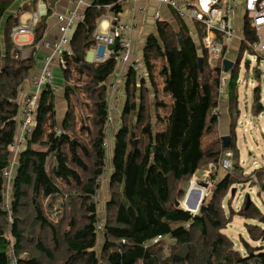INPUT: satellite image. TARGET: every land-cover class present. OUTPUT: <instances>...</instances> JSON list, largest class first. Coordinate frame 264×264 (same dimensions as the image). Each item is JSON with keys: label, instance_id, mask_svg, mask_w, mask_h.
<instances>
[{"label": "trees", "instance_id": "1", "mask_svg": "<svg viewBox=\"0 0 264 264\" xmlns=\"http://www.w3.org/2000/svg\"><path fill=\"white\" fill-rule=\"evenodd\" d=\"M121 1L93 0L86 8L70 41L72 59L62 71L64 78H73L76 83L66 86L68 103L70 97L78 96L85 101L86 115L77 133L87 144L71 137V114L59 124L55 93L46 86L39 97L34 130L18 153L12 149L20 119L19 91L28 84L35 45L43 40L45 22L42 19L36 25L31 51L22 59L16 58L21 51L10 37L19 21L7 17L0 43V264H264V229L260 226L264 215L257 206L246 208L244 203L236 216L256 221L245 225L250 240L260 242L259 246L242 241V255L223 233L234 214L226 216L221 203L228 189L239 183L232 174L241 172L235 134L240 117L236 79L246 46L242 44L236 57L238 64L228 76L232 125L230 141L224 147L216 135L214 113L222 69L207 67L206 52L202 48L200 52L181 21L178 33L168 24L156 22V35L148 38L143 52L148 80L154 88L161 78L160 93L167 98V102L156 101V108L165 113L157 118V123L163 124L162 130L155 131L149 121L143 123L140 84L142 88L144 80L128 71L122 118L135 110V121L145 141L137 146L133 141L135 132L126 127L125 121L114 133L109 177L113 199L107 204L109 212L102 229L97 230L99 217L94 199L105 169L104 129L109 119L106 82L117 62L116 54L92 64L85 58L94 48L98 20L109 11L113 22H118ZM14 2L0 0V26ZM32 10L34 4L29 3L19 12ZM195 23L200 27L201 43L204 31ZM244 23L243 38L252 42L253 30L246 20ZM198 58L203 60L201 70ZM133 97L138 98L137 104L132 102ZM258 97L256 88V102ZM260 110L255 106L253 115ZM226 152L233 153L234 173L227 174L214 195L203 201V211L192 215L182 210L180 203L190 178L203 164L217 162ZM12 159L15 164L7 200L3 172ZM261 189L264 192V181ZM51 205L58 217L61 215L58 225L46 216ZM99 234L103 247L96 252Z\"/></svg>", "mask_w": 264, "mask_h": 264}, {"label": "built area", "instance_id": "2", "mask_svg": "<svg viewBox=\"0 0 264 264\" xmlns=\"http://www.w3.org/2000/svg\"><path fill=\"white\" fill-rule=\"evenodd\" d=\"M73 8L67 10L65 13L55 15L57 22V30L59 37L53 42L41 40L40 48L46 52L43 57V65L38 73H31L28 78L27 89L23 87L19 91V96L22 97L19 110V122L17 135L12 144V149L15 153L21 150L26 137L30 136L34 130L35 115L39 102V97L42 90L46 86H50L54 93L57 90L53 87V68L58 67L60 71L67 68V62L72 59L73 53L70 48V34L74 32L78 23L83 19L84 14L79 11L80 7L88 8L92 1L89 0H71ZM159 5L171 8L174 14L180 19H189L201 25L204 36L200 45V50L206 52L207 64L210 69H222V62L226 59L231 48V43L234 41L244 44L246 49L255 55L257 58L264 59V0H243L242 8L245 14V20L248 22L250 28L254 33V40L252 42L244 40L238 36L236 29L231 25V16L238 8L237 0H182L177 3L174 0H152ZM21 6L29 4V0H20ZM109 7H107L108 9ZM49 5L46 0L36 5L35 9L30 12V19L23 24L18 23L11 29L10 37L14 40L19 35L33 34L36 25L42 20L47 13ZM159 18V12L155 14ZM108 31L104 34L94 32L93 39L95 41L93 52V62L99 63L114 56L116 62L119 64L129 65V69L136 74L137 79H142L143 75L140 72L139 64L131 61V43L127 35L132 30V24L121 23L120 21L114 23V18ZM116 48V49H115ZM202 48V49H201ZM21 51V50H20ZM240 53V49L238 54ZM29 54L20 52L22 59L27 58ZM237 57V56H236ZM235 57V60H236ZM229 76V75H226ZM224 78L221 71V79ZM120 82L126 83V76H120ZM223 84V82H221ZM110 88L117 94L120 89L115 84H111ZM222 87H219V96L222 94ZM108 112L110 107L108 104ZM109 118L104 129L105 136L110 132L109 125L111 124ZM104 149L107 147L106 139L103 143ZM15 160H11L8 167L3 172V178L9 182L11 180L14 169ZM209 166L206 175L204 176L203 184L206 191L211 186V175L213 169ZM218 167L226 173H229L232 168L231 153L226 152L218 161ZM212 169V170H211ZM105 172V169L103 173ZM103 175V174H102ZM101 180V178H100ZM100 180L98 184H100ZM205 191V192H206ZM98 192V190H97ZM203 196V193H202ZM97 198V193L95 199ZM201 200L199 201V203ZM8 208V206H6ZM188 210L187 208H183ZM197 210V209H196ZM192 211V215L195 214ZM100 229V222L97 224V230Z\"/></svg>", "mask_w": 264, "mask_h": 264}, {"label": "rangeland", "instance_id": "3", "mask_svg": "<svg viewBox=\"0 0 264 264\" xmlns=\"http://www.w3.org/2000/svg\"><path fill=\"white\" fill-rule=\"evenodd\" d=\"M28 18L29 16H26V14H24L21 20H19V23L23 24L24 21L25 20L27 21ZM21 41L22 38H19V42ZM196 44H197V48L200 50V46H198L199 45L198 41H196ZM236 45H237V41H234L233 43H231L230 48L231 49L235 48L237 50ZM229 55L230 52L227 55L226 59L224 60H230L233 62L234 59L231 58H233L234 56L232 55L231 58H229ZM247 62H249L248 66H247ZM159 66L160 65L158 64V67ZM207 67L209 68L208 64ZM237 67H238V72L236 79V93L238 95V109L240 111V117L238 120V125L236 127V143L240 154L239 164L241 166V172L240 171L236 173L233 172V168H234L233 153L230 152L232 168L229 173L225 172V175L227 174L231 175L233 172L234 174H232V177L237 178L239 180L238 181L239 183L231 186L228 189L221 203V208L226 216H230L234 214L233 216H231V220L223 230V233L233 242L234 249L238 250L239 253L244 255L245 250L243 249L242 241H247L250 246L260 245V242H253L250 240L249 235L246 231L245 223H254V224L257 223L256 221L254 222L250 220L240 219L238 216H236V214L242 208L243 204L249 201L250 204L257 206L261 211V213L264 215V192L261 189V183L264 181V59L257 58L255 55L250 53L245 48L241 54V60ZM228 80H229L228 76H224V78L221 79V82H223V84H221L220 82V85L222 87L223 93L227 88ZM67 83L71 84L72 86L73 85L75 86L76 84L73 78L68 80ZM53 84L56 86L55 82ZM256 88L259 89L258 102H256L254 98V90ZM61 92L62 90H59V94H61ZM60 96L61 95H58V97ZM19 97L22 100V97L21 96ZM141 99L144 107L143 123L145 124V122L147 121L152 123L154 120V116L151 115L148 111L149 107H151L149 98L142 96ZM137 100H138L137 97H133L132 102H134L135 104ZM20 102L21 101L19 100V103ZM123 102L124 99L121 98L117 110L116 108H113L111 101L109 102V107H110L109 118L112 121L115 119L117 122H120V126L121 124H123V121H125L126 127L135 132L133 141H135L136 145L140 147V144L144 142L145 139L140 135V125H137L138 123H136L135 121L136 120L135 110L132 111L129 115H126V117L123 119L122 117L124 112L123 113L121 112L122 106L124 105ZM259 102L262 105V107L260 108L261 110L258 115L254 116L252 110ZM154 103H156L155 100ZM84 104L85 101H83L82 97L80 96H78V99H76V97L72 99L70 104H65L64 101L60 102L57 98V106H59V110L61 109L62 112L65 113L66 115L71 114L73 116L72 120L75 124L76 129L73 128L74 130L71 131V137L75 138L81 144H87L86 141L84 140V137L79 136L77 133L82 123V120L86 115V112L85 114H83ZM81 105H83V107ZM114 112H116V114ZM60 113L61 111H58V115ZM116 130L117 128L112 129L111 132H109L105 138L107 142V147L105 148V172L101 176V180L97 192V198L94 199L97 204V213L100 222L99 230L102 229L103 224L108 216L109 209L107 204L110 205V202L113 199V197L111 196L109 177L112 171L111 159H112V152L114 145V133ZM219 160H217V162L215 161L214 163L212 162L208 164V166H211L210 168L216 171L221 170L218 167ZM211 181H212L211 186L205 192V195H203L204 199L206 200H209L210 197L213 196L216 191L217 184L213 182L212 176H211ZM9 186H10L9 183L5 181V195L7 200L10 196ZM180 207L186 208V205L184 204L183 200L180 203ZM47 210H48L46 212L47 218L53 224L58 225V223L60 222L61 215L58 217L57 209H55L54 206L51 205V207L48 208ZM198 213H199V208L196 210L195 214ZM79 215L80 213L78 212L76 214L77 219L79 218ZM64 223L65 222H63L62 227ZM260 226L261 228L264 229V224H260ZM102 247H103L102 238H101V234H99L98 242L95 249L96 252H100ZM12 264H15V262H13Z\"/></svg>", "mask_w": 264, "mask_h": 264}, {"label": "crops", "instance_id": "4", "mask_svg": "<svg viewBox=\"0 0 264 264\" xmlns=\"http://www.w3.org/2000/svg\"><path fill=\"white\" fill-rule=\"evenodd\" d=\"M29 1H30L29 3L34 4V9H35L39 1L41 3L43 0H29ZM89 1H93V0H89ZM174 1H176L177 3L182 2V0H174ZM237 2H238V8L233 12L231 16V25L236 29L238 36L243 38V31H244V24H245L244 23L245 14L242 8L243 0H237ZM20 3H21L20 0H15L13 6L6 14V18L1 23V26H0V43L1 44L3 43V31H4V25L7 20V17L12 16L14 18H17L19 21L24 16V14H26V16H29L27 20L30 19L29 14L31 11L19 12V10L22 8ZM46 3L49 5V9L47 13L44 15V17L42 18L45 22L43 40L53 42L57 40L59 37L55 15L65 13L67 10H71L74 6L71 0H46ZM121 6H122V11L119 14V21L121 23L133 25L132 30L127 35V38L129 39L131 43V61H134L139 64L140 72L143 75L142 79L144 81L142 84V88L140 84V99H141L142 93H143V96L149 98L151 107H149L148 111L151 115L154 116V120L151 123V126L153 127L155 131L162 130L163 124L157 123V118L163 117L165 113L162 109L156 108V103H154V100L158 102V100L164 99L167 102V98H165L160 93V91L162 90L161 78L155 81V84L157 86H155L154 88L152 87L151 82L148 80L147 73L143 65V52L145 49L146 42L151 35H154V36L156 35L155 26H156V22L158 21L168 24L175 33L179 32L178 22L181 21L182 24H184V26L188 30L189 35L195 41V43L199 39L200 27L196 25L194 21H191L189 19L178 18L174 14V12L171 10V8L163 6V5H159L152 0H122ZM85 10L86 8L84 7L79 8V11L82 12L83 14ZM157 12H159V18L155 17V14ZM110 17H111V14L109 11L103 17H101L98 20L95 32L101 33V34L106 33L112 23V20ZM19 38H22L21 42H19ZM70 38H72V33L70 34ZM12 41L15 44V46H17V48H19L22 52L29 54V52L31 51L30 46L33 44V34L19 35ZM39 44L40 43H37L35 45L36 52L34 53V68L32 70L33 73L39 72V70L41 69L43 65L42 63L43 57L46 54V52L40 48ZM236 47H237V50L235 48L231 49L230 55H229V58H231V56L233 55L234 57L231 59H234V60H235V57L238 55L239 49H241L242 47V43L237 42ZM85 61L90 64L94 63L93 62V52L91 50L86 53ZM157 67H158V64H157ZM129 70H130L129 65H126V64L122 65V64L116 63L115 70L113 71L108 81L106 82V90H107L106 99L108 101V104L111 101L113 108H116L117 110L119 106V101L121 100V98H123L124 105L122 106V109H121L122 113L125 111V105H126V95H125L126 83L122 84L120 82V76H126L127 78ZM223 76H226V75L223 73ZM54 82L56 86L53 84V87L56 90L58 89V91L55 94L56 116H57V120L59 124L61 125L63 124L64 120L68 118L66 117L68 115L63 113L61 109L59 110V106H57V98L60 102L64 101L65 104H70L68 103L69 101L65 97L66 96L65 89L67 85L71 86V84L67 83L68 79L64 78L62 71H60V69L57 66L53 68V83ZM111 84H115L116 87L120 89L119 94L115 93L110 88ZM25 88L26 89L28 88L27 85ZM59 90H62L61 94H59ZM58 95H61V96L58 97ZM218 99L219 100L217 102V108L214 111V113L217 114V122L215 125V130H216L217 138H221L222 136H225V135L229 136L231 125H232L231 117L228 113L227 88L225 92L219 96ZM19 100L21 101L20 97H19ZM71 100H72V97H70V102ZM58 111H61L59 115H58ZM114 113L116 114V112ZM68 121H69L68 122L69 132H71L72 130L76 129L75 124L73 120H68ZM116 128L117 130L120 128V122H117L114 119L113 121H111V124L109 125V130L111 132L112 129H116ZM235 134H236V130H235ZM78 135L81 136V133L79 132ZM210 163L212 162L203 164L196 171V173L190 178L185 188V194H184L183 201H184V204L188 207L187 208L188 210H192L197 204H198V207H197L198 209L202 203V200H205L204 196L201 197V193L205 195L206 187L204 186L203 181H204V176L206 175V172L209 169L208 164ZM211 176H212L213 182H215L218 185L225 178L226 175L223 170H219V171L213 170ZM200 200L201 202L199 203Z\"/></svg>", "mask_w": 264, "mask_h": 264}, {"label": "water", "instance_id": "5", "mask_svg": "<svg viewBox=\"0 0 264 264\" xmlns=\"http://www.w3.org/2000/svg\"><path fill=\"white\" fill-rule=\"evenodd\" d=\"M75 31V30H74ZM74 33V32H73ZM72 33V35H73ZM202 58H198V67L199 69L201 70L202 69ZM238 64L237 60H234V62L230 61V60H224L222 62V72L225 74V75H230L232 73V70L234 68V66ZM249 62H247V66H248ZM260 74V73H259ZM258 74V75H259ZM262 107L261 103L259 102L257 105H256V110H259L260 108ZM221 140L223 142V145L224 147H227L228 146V143L230 141V136L228 135H225V136H222L221 137ZM201 197H202V193H201ZM201 199V198H200ZM204 200H202V203H203ZM200 205L199 207V211H203L205 209V206L204 205ZM250 205V202L248 201L247 204H246V208ZM198 207V204L192 209V211H195ZM182 210H184L183 208H181ZM190 214H192L193 212H191V210H184ZM264 241V240H263Z\"/></svg>", "mask_w": 264, "mask_h": 264}]
</instances>
